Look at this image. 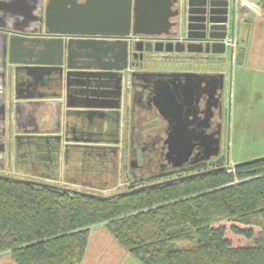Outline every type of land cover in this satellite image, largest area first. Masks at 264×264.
Wrapping results in <instances>:
<instances>
[{
    "label": "flooded vegetation",
    "instance_id": "af4514ba",
    "mask_svg": "<svg viewBox=\"0 0 264 264\" xmlns=\"http://www.w3.org/2000/svg\"><path fill=\"white\" fill-rule=\"evenodd\" d=\"M47 1L41 2L42 15H44ZM77 1L85 2V0ZM180 3L179 14L172 19V23L176 25L170 30L172 34L170 37H163L162 34L133 36L130 31L122 40L127 44L119 43L121 39L112 35L115 30L112 28L107 31L111 34L101 37L106 43L92 44L96 48L95 52L83 50V47L89 44L84 40H102L98 37L70 38L68 35H54L48 32L49 29L45 28L39 15L35 14V10L39 8L36 0L32 3L29 20L21 21L14 17L20 3L15 5L6 3L5 8L7 6L9 8L3 14L0 24L9 25L12 30L0 29V91L3 86H6L1 81L3 67L6 64L7 75L9 74L8 78L11 80L7 82L4 94L6 100H10L7 103L9 111H15V114L10 120L7 115L4 122L0 120V131L4 130L5 134V152L2 162L4 167L9 163L10 146L16 149L20 143L19 136L22 135L19 131H28L32 136L33 133L40 131V125L31 114V111H34L33 103L40 101L43 104L54 100L65 104L95 103L109 108L104 109V112L108 113L98 114L96 117L99 122L94 123L99 129L102 126V120L105 119L104 124L109 128L106 131L99 129L97 134L93 135L101 142L103 138H111L110 144H115L103 146V143H100L96 146V155H101L105 147L110 149L118 147V140H114L117 134L115 127H119V122L121 124L123 122L124 136L129 139L132 149L138 148L141 155L149 154L146 156L147 160H144L149 168L154 165H157L160 170L170 167L166 161H163L162 156L167 151L165 141L170 133L172 122L181 120L194 137L200 132L205 136L220 137L222 130L219 124L226 95V76L229 68L235 64L236 58L234 62L229 57L227 60L224 56L226 49L223 54L153 51V44L162 49V42L165 39L176 43L184 37L185 3H181L182 6ZM226 7L227 22L223 28L227 35L231 17L230 10L228 6ZM209 34L213 33L209 31L191 33L196 36L205 35L206 38ZM71 39L77 40L75 41L77 48L67 51L65 45ZM114 47L120 49L118 54L110 50ZM167 60L169 62H166ZM231 64L233 65L230 66ZM198 79H202L203 93L200 95L196 86ZM19 98L22 99L19 100ZM166 100H172L177 105L174 114H169L162 106V101L167 102ZM17 101H25L33 106L30 110L20 108ZM212 105L215 106L214 114L211 111ZM193 107L197 108L195 117L189 115ZM83 111L84 109L78 110L80 113L77 115L80 117L77 116V120L64 121L62 134L61 132L49 134L46 137L50 141L52 152H57V145L63 142V159H68V156L74 154L70 163L80 164L86 155H92L87 153L86 135L89 133L88 127L94 115L83 113ZM18 113H25L23 119H20ZM206 115L210 116L208 121L205 120ZM212 117L218 122L215 130H212V126L208 124ZM194 120L195 122L191 123ZM55 124L54 131L58 133L60 124L58 122ZM32 136L26 139L31 138L32 149L35 151L43 144L39 145L38 140ZM134 137L138 138L137 144H134ZM205 148L206 146H200V143L196 144L192 153L203 154ZM50 149L47 150L49 154ZM68 151L72 154H67ZM47 152L38 158H48ZM49 157L51 158L52 154Z\"/></svg>",
    "mask_w": 264,
    "mask_h": 264
},
{
    "label": "trees",
    "instance_id": "16d2710c",
    "mask_svg": "<svg viewBox=\"0 0 264 264\" xmlns=\"http://www.w3.org/2000/svg\"><path fill=\"white\" fill-rule=\"evenodd\" d=\"M138 182L101 195L0 174V264H82L98 225L140 264H264V160Z\"/></svg>",
    "mask_w": 264,
    "mask_h": 264
},
{
    "label": "water",
    "instance_id": "95a60500",
    "mask_svg": "<svg viewBox=\"0 0 264 264\" xmlns=\"http://www.w3.org/2000/svg\"><path fill=\"white\" fill-rule=\"evenodd\" d=\"M8 2L13 5L20 3L19 10L14 14L15 18L19 21L29 20L32 12V3L35 0H0V20H2L3 14L9 8L8 6L5 8V4ZM36 2L39 4V8L35 10V14L39 15L45 28L49 29L48 32L54 35H68L70 38L92 36L102 39L97 41L84 40L89 44L83 47V50L94 52L96 48L93 45L106 43L103 40L104 38L101 37L111 34L107 31L112 28L115 29L112 35L121 39L118 41L119 43L125 42L122 40L128 36L130 31L133 36H159L162 34L163 37H170L172 35L170 30L176 25V23H172V19L179 14V0H85L84 3H79L77 0H48L44 15H42V6H40L42 0H36ZM226 6L227 2L223 0H212L209 2L206 0H188L183 12L186 19V32L182 40L173 43L170 39H165V42H162V49L157 48L156 44H153V51L223 54L225 52L223 40L226 36L223 27H225L227 22ZM205 24H207V27H205ZM0 29L11 31L12 27L0 24ZM199 31H209L213 34L207 35V38L205 35H191V33ZM75 41L77 40L71 39L66 42L67 51L71 50V48H77ZM110 50H113L112 52L116 54L120 52L117 47ZM25 68L32 69L35 67ZM8 77L9 74L7 75L5 64L1 81L6 86L7 82L11 80ZM6 86H3L0 91L1 122H4L9 111L7 103L10 100H6L4 94ZM21 99L19 98V100ZM166 101H162V106L169 114H174L177 105L172 100ZM4 137V130H2L0 131V169L4 168L2 163L5 152ZM165 143L167 145V151L164 154L165 161L172 169L182 168L184 165L189 164V158L193 155L192 149L194 145L199 144L181 120L170 123V133ZM214 151L217 152V149L215 148ZM209 153L210 149L206 146L203 154ZM261 160H264V157L237 163V165L251 164Z\"/></svg>",
    "mask_w": 264,
    "mask_h": 264
},
{
    "label": "rangeland",
    "instance_id": "374dc122",
    "mask_svg": "<svg viewBox=\"0 0 264 264\" xmlns=\"http://www.w3.org/2000/svg\"><path fill=\"white\" fill-rule=\"evenodd\" d=\"M244 10L247 11L248 8H244ZM241 13H243V10ZM241 17L243 20L244 16ZM227 55L228 53L226 52L224 56L228 60ZM166 62H169V60ZM232 65L233 64L230 66ZM235 67L236 63L232 68H229L226 76V95L224 104L221 108V123L219 124L222 133L220 137H214L216 140L217 152L212 151L209 154H193L189 158V164L183 167L190 166L200 161L206 164L207 169L219 165L221 167H227L229 172H231L232 167L237 163L264 157V98L260 100V103H257L259 101L255 100L253 87L251 88L252 90L250 89L251 91H248L249 95L247 99H245V103L239 95L237 96V90L235 91L236 84L234 89V72L236 73V78L239 71L238 67ZM234 92L235 99L233 98ZM212 107L213 109L211 111H213L214 114L215 106L212 105ZM209 117L210 116L206 115L205 120L208 121ZM214 117L208 122V124L212 126V130H215L218 123L217 119H214ZM123 124L122 122L119 127V134L121 137L114 138V140H118L117 148L113 147V149H110L105 147L102 149L101 155H96L95 152L93 155H86L80 164L71 162L70 168L72 167L73 169L75 167L76 169L74 170L76 171H66L67 179H59L55 182L56 185L78 191L92 192L101 195H113L125 191L133 181L134 184L138 185L139 178L159 174L167 170H175L170 167L160 170L157 165L150 168L147 167L148 164L145 161L147 160L146 156L149 154L145 153L141 155L138 148L132 149V146L129 145V139L124 136ZM137 139V137L133 138L134 144L138 143ZM110 140L111 138H103L102 142L99 141L103 143V146H114L113 144L115 143L110 144ZM103 151H105V153H103ZM77 156L76 154V158ZM20 157L22 156H18V158ZM72 157H74V154L70 156V159ZM29 158L31 157L26 155V158H23L22 162L16 161L15 156H13L14 162L12 166H5L3 169H0V174L19 179L31 178L42 183L53 182V180L47 181L45 178L42 179L33 176L30 173V167L27 166L28 162L25 160ZM162 159L165 161L164 154ZM28 164H30V162ZM84 168L93 169L87 171V177H83L84 172L82 170ZM23 172H29L27 173L28 176L25 175L26 173L23 174ZM96 241V245L94 243L91 250L94 257L96 256L95 253H98L102 245L101 241ZM105 252L106 249L102 250V254ZM4 259L8 260L9 258L6 256L3 260ZM119 264H140V262L128 255L127 258L122 259Z\"/></svg>",
    "mask_w": 264,
    "mask_h": 264
},
{
    "label": "crops",
    "instance_id": "0c3cea01",
    "mask_svg": "<svg viewBox=\"0 0 264 264\" xmlns=\"http://www.w3.org/2000/svg\"><path fill=\"white\" fill-rule=\"evenodd\" d=\"M248 2V10L245 11L243 9V13H241V16H244V19L238 21L236 24L238 51L235 63L236 67H238L239 72L236 78V73L234 72V89L236 84L235 91L237 90V96L239 95V97L245 103V99H247L249 95L248 91L253 87V92H255V100L259 101L257 103H260V100L264 98V9H262L261 6L258 4V0H248ZM233 98L235 99V92L233 94ZM17 105L20 108H26L27 110H30L31 107L34 105L32 107L34 108V111H31V114L32 116H34V120H36V122L40 125V131L33 133V136L28 131H19L20 135H22L19 136L20 143H18V147L16 149H14L12 145L10 146L11 155L9 163L6 166H12L14 162L13 156H15L16 161L23 162V158H26V155H29L30 157L33 155V158L31 157L29 159H25L28 163L30 162V164L27 163V166H29L31 170L30 173L33 176H37L38 178H45L47 181L53 180V182H48L46 184L56 185L55 182L59 179H67V175L65 173L66 171H76L74 170L76 169L75 167L73 169L72 167L70 168L69 156L68 159H63V142L60 143V145H57V152H52V150L50 149L51 146L49 144L50 141H48V139L46 138L49 134H59L60 132L62 134V127L64 121L77 120V116L80 117V115H77L78 113H80L78 112V110L84 109L83 113L85 112L86 114L94 115V118L91 120L92 123L88 127L89 133L88 135H86L87 153L93 155L95 149L97 148L96 146L101 143L98 138L95 137L93 134L96 135L99 129L102 131H106V129L109 128V126L104 124L105 119L102 120V126L99 129H97L96 124H94L96 122H99V119H97L96 117L98 114L108 113L104 112V109L109 108L103 107L101 104L96 105L95 103H93L91 105H83L79 102H75L74 104H65L62 101L54 100L48 101L45 104L40 101L37 103H33V105H29V103L25 101H18ZM13 114H15V111H8L7 116L9 117V120L10 118L12 119V117L14 116ZM18 115L20 116V119H23L25 113H18ZM57 122L60 124V130L58 133L57 131H54L53 127L56 125L55 123ZM105 123H107V121ZM119 124L121 126L120 122ZM44 127H48L49 129L47 130ZM119 127H115V130H117L116 138L121 137V135L119 134ZM30 136H32V138L35 137V139L38 140L37 143L39 145L43 144L40 146V149H35V151L32 149L31 138L30 140L29 138L28 140L26 139V137ZM45 141L48 142L46 143ZM48 148L50 149V154H52L51 158L49 157V152H47ZM45 151L47 152L48 158H38L40 155H43V153L45 155ZM66 153L69 155L72 154L70 151ZM18 156L22 157L18 158ZM91 170L93 169L84 168L82 170L84 172L83 177H87V171ZM27 173L29 172H23V174L25 175H27ZM26 180L33 179L28 178ZM96 240H98V242L101 241L102 245L100 246L101 248H99L98 253H95L96 256L94 257L91 253V250L94 243L96 245ZM104 249H106V252L102 254V250ZM128 255L129 254L124 252L117 245V243L112 239V237L108 234L105 228L102 225H98L90 230V238L82 264H119L120 261L124 258H127ZM1 264L13 263L9 258L8 260H2Z\"/></svg>",
    "mask_w": 264,
    "mask_h": 264
},
{
    "label": "built area",
    "instance_id": "2783aa9c",
    "mask_svg": "<svg viewBox=\"0 0 264 264\" xmlns=\"http://www.w3.org/2000/svg\"><path fill=\"white\" fill-rule=\"evenodd\" d=\"M188 0H179L181 3H187ZM207 2L212 0H206ZM227 2V6L230 10V26L228 33L223 40L224 47L228 52L229 59L234 62L237 51H238V40L236 37V24L238 21L242 20L241 11L244 8H249L248 0H223ZM229 172V170H228Z\"/></svg>",
    "mask_w": 264,
    "mask_h": 264
},
{
    "label": "bare ground",
    "instance_id": "6f19581e",
    "mask_svg": "<svg viewBox=\"0 0 264 264\" xmlns=\"http://www.w3.org/2000/svg\"><path fill=\"white\" fill-rule=\"evenodd\" d=\"M201 84H202V79H198L197 84H196V86L198 88V95L203 93V89H202ZM196 112H197V108L193 107L189 111V115H191L192 117H195ZM193 122H195V120L192 121L191 123H193ZM195 138L200 143V146L209 147L210 152L215 150V148H216V140H215V138H213L211 136H205L202 132L198 133V135H196Z\"/></svg>",
    "mask_w": 264,
    "mask_h": 264
}]
</instances>
